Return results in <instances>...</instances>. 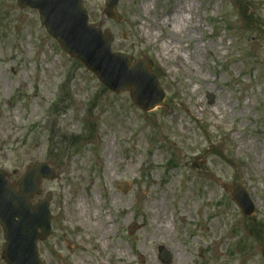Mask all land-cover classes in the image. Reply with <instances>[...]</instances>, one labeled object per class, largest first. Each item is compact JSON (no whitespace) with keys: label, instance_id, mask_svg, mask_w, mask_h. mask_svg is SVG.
Wrapping results in <instances>:
<instances>
[{"label":"rangeland","instance_id":"obj_1","mask_svg":"<svg viewBox=\"0 0 264 264\" xmlns=\"http://www.w3.org/2000/svg\"><path fill=\"white\" fill-rule=\"evenodd\" d=\"M106 1L85 0L90 21L114 33V51L154 60L167 107L109 90L37 9L0 0V167L16 182L33 162L58 174L42 182L54 193L43 264H264V0H120L121 21ZM184 1L191 12L167 23ZM225 182L248 189L251 218Z\"/></svg>","mask_w":264,"mask_h":264},{"label":"water","instance_id":"obj_2","mask_svg":"<svg viewBox=\"0 0 264 264\" xmlns=\"http://www.w3.org/2000/svg\"><path fill=\"white\" fill-rule=\"evenodd\" d=\"M18 1L21 7L38 9L42 24L64 51L79 59L105 86L117 93L131 89L132 101L145 111L166 106L165 90L152 71L153 60L146 57L131 61L128 54L113 51L114 34L103 30V21L90 23L84 0ZM118 4L119 0H107L105 16L122 20V14L116 10ZM207 97L209 103L215 99L212 93ZM194 165L199 166V160ZM57 176L47 162L30 163L17 183H10L6 172L0 169V224L6 239L3 256L8 264H43L37 243L48 238L52 231L53 192L37 203L32 199L42 194L43 179L52 180ZM223 186L242 213L251 217L256 206L249 191L230 182ZM122 189L127 190V184ZM140 228L141 224L132 222L128 231L133 234ZM160 252L162 260L170 263V251L161 247Z\"/></svg>","mask_w":264,"mask_h":264},{"label":"bare ground","instance_id":"obj_3","mask_svg":"<svg viewBox=\"0 0 264 264\" xmlns=\"http://www.w3.org/2000/svg\"><path fill=\"white\" fill-rule=\"evenodd\" d=\"M144 9L146 11H149L150 9V6L149 5H144ZM192 10V7L190 5V3L187 1H184L183 3H178L175 8H174V11L172 12V14L167 18V23L170 22L171 24L172 23H176V19H180V18H183L184 17V13L185 12H191ZM199 105V103H195V106ZM107 152H108V155H110V159L113 155V146L109 145L107 147ZM91 189V187H90ZM88 201L90 203H92V199L91 197L88 195ZM164 205H163V201L162 200H154L153 201V210H154V213H155V223H156V226H157V230H158V233L162 235V238H164L171 230V224H170V221H169V217H167V214H166V210H164ZM86 208V210L84 209ZM83 211H88L87 207H83ZM89 212V211H88ZM87 215V213H85ZM107 232V231H106ZM107 235V234H106ZM120 252L125 254L126 253V250L124 249H120ZM153 264H158V263H153Z\"/></svg>","mask_w":264,"mask_h":264},{"label":"flooded vegetation","instance_id":"obj_4","mask_svg":"<svg viewBox=\"0 0 264 264\" xmlns=\"http://www.w3.org/2000/svg\"><path fill=\"white\" fill-rule=\"evenodd\" d=\"M4 243H5V239H4L3 229L0 225V261H1V264H7L2 256V249H3Z\"/></svg>","mask_w":264,"mask_h":264}]
</instances>
